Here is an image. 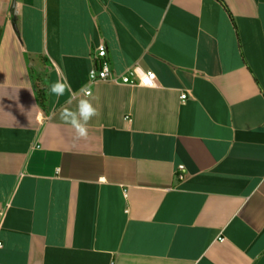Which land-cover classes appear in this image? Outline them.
I'll return each mask as SVG.
<instances>
[{"label":"crops","instance_id":"1","mask_svg":"<svg viewBox=\"0 0 264 264\" xmlns=\"http://www.w3.org/2000/svg\"><path fill=\"white\" fill-rule=\"evenodd\" d=\"M0 208V264H264V0H0Z\"/></svg>","mask_w":264,"mask_h":264},{"label":"built area","instance_id":"2","mask_svg":"<svg viewBox=\"0 0 264 264\" xmlns=\"http://www.w3.org/2000/svg\"><path fill=\"white\" fill-rule=\"evenodd\" d=\"M95 66L89 71V78L92 82H97L100 80L113 81L118 84H128V85H141L147 87H154L157 85V75L152 69H144L138 64L131 65L127 67L125 71L119 74H113L111 71L110 63L107 59V47L104 41H100L95 49ZM145 80L148 82L145 83ZM187 92H182V99L187 98ZM177 177L179 180L185 179L186 168L184 164L178 165ZM100 182H105V177L99 178ZM5 213L4 208H0V214ZM3 246V242L0 241V247Z\"/></svg>","mask_w":264,"mask_h":264},{"label":"clouds","instance_id":"3","mask_svg":"<svg viewBox=\"0 0 264 264\" xmlns=\"http://www.w3.org/2000/svg\"><path fill=\"white\" fill-rule=\"evenodd\" d=\"M50 92L57 97L64 96L68 93L69 99L67 104L72 103L73 99H77L80 94L85 98L78 99L77 109L70 110L68 107H62L60 111V119L64 123H68L75 130V139H86L88 137L89 129L88 122L95 116L99 115V110L95 107L89 99L92 96L91 90L87 86H82L79 92H74L70 82L65 76L62 80L58 79L52 83L49 88ZM56 115L55 110L50 112L48 119H52Z\"/></svg>","mask_w":264,"mask_h":264},{"label":"water","instance_id":"4","mask_svg":"<svg viewBox=\"0 0 264 264\" xmlns=\"http://www.w3.org/2000/svg\"><path fill=\"white\" fill-rule=\"evenodd\" d=\"M13 7H16V3L13 4ZM17 15H18V11L15 9L14 10V28L18 29V24H17Z\"/></svg>","mask_w":264,"mask_h":264},{"label":"trees","instance_id":"5","mask_svg":"<svg viewBox=\"0 0 264 264\" xmlns=\"http://www.w3.org/2000/svg\"><path fill=\"white\" fill-rule=\"evenodd\" d=\"M38 96H39V98H41V97H42L40 92L38 93Z\"/></svg>","mask_w":264,"mask_h":264},{"label":"snow or ice","instance_id":"6","mask_svg":"<svg viewBox=\"0 0 264 264\" xmlns=\"http://www.w3.org/2000/svg\"><path fill=\"white\" fill-rule=\"evenodd\" d=\"M148 81L147 80H145V83H147Z\"/></svg>","mask_w":264,"mask_h":264}]
</instances>
